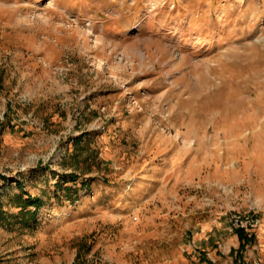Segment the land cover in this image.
I'll list each match as a JSON object with an SVG mask.
<instances>
[{"label":"rangeland","instance_id":"1","mask_svg":"<svg viewBox=\"0 0 264 264\" xmlns=\"http://www.w3.org/2000/svg\"><path fill=\"white\" fill-rule=\"evenodd\" d=\"M0 264H264V0H0Z\"/></svg>","mask_w":264,"mask_h":264},{"label":"crops","instance_id":"2","mask_svg":"<svg viewBox=\"0 0 264 264\" xmlns=\"http://www.w3.org/2000/svg\"><path fill=\"white\" fill-rule=\"evenodd\" d=\"M188 4V5H186L187 6V8L186 9H183V8H181V6L178 8V10H180L181 11V13H182V11H185L184 12V14H187L188 16L190 15V14H192V12H191V8H190V6H189V3L188 2H181V5H183V4ZM185 18V17H184ZM183 30H184V36L185 35H187L188 33L189 34H191L192 32H186L187 31V29L184 27L183 28ZM228 143H226V144H228V146H229V143H230V141H227ZM210 143V144H209ZM209 143L208 144H206V148H211V149H213L214 147H215V144H214V141H209ZM225 144V145H226ZM202 148V147H201ZM226 152H227V154H228V156H230L229 154H230V152L228 153V151L226 150ZM211 155H214V153H210ZM222 157H224V159L222 160V162H217L216 164V167L218 168V172L217 173H219V171H220V174H219V176L217 177L218 179H222V180H224V179H227V178H230V176L228 175V174H230V168H226V165H225V159L227 158V156H222ZM210 161H208V164H211V166H213V163H209ZM235 177V176H234Z\"/></svg>","mask_w":264,"mask_h":264},{"label":"built area","instance_id":"3","mask_svg":"<svg viewBox=\"0 0 264 264\" xmlns=\"http://www.w3.org/2000/svg\"><path fill=\"white\" fill-rule=\"evenodd\" d=\"M232 226L235 228L252 229L258 225V220L253 216L235 215L232 218Z\"/></svg>","mask_w":264,"mask_h":264},{"label":"bare ground","instance_id":"4","mask_svg":"<svg viewBox=\"0 0 264 264\" xmlns=\"http://www.w3.org/2000/svg\"><path fill=\"white\" fill-rule=\"evenodd\" d=\"M49 4H50V3H49ZM182 6L184 7V8L182 7L183 9H186V8H187L186 5H182ZM223 21H224L223 18H221V22H223ZM87 35H89V34H87ZM84 38H85V40H86V39H87V36H85ZM95 41H96V40H95ZM95 47H96V46H95Z\"/></svg>","mask_w":264,"mask_h":264},{"label":"trees","instance_id":"5","mask_svg":"<svg viewBox=\"0 0 264 264\" xmlns=\"http://www.w3.org/2000/svg\"><path fill=\"white\" fill-rule=\"evenodd\" d=\"M241 238L244 239V243L247 241L246 237L244 236V232L243 231H241Z\"/></svg>","mask_w":264,"mask_h":264}]
</instances>
